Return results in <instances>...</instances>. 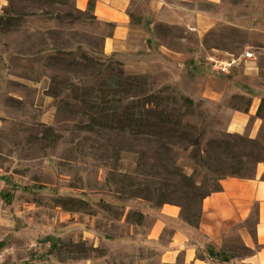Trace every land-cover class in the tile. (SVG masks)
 Segmentation results:
<instances>
[{
	"label": "rangeland",
	"instance_id": "rangeland-1",
	"mask_svg": "<svg viewBox=\"0 0 264 264\" xmlns=\"http://www.w3.org/2000/svg\"><path fill=\"white\" fill-rule=\"evenodd\" d=\"M12 9L17 17L0 21L6 264L154 263L159 251L147 234L162 206L199 216L200 200L188 206L193 186L210 194L232 171L252 178L264 163V103L259 118L235 120L264 101V0H132L133 23L143 22L158 53L181 55L173 62L160 53L147 71L106 55L113 25L77 12L74 0H13ZM246 52L254 63L226 76L206 60ZM104 94L125 105L161 97V107L145 109L165 110L181 127L160 137L94 127ZM156 115L147 116L153 124Z\"/></svg>",
	"mask_w": 264,
	"mask_h": 264
},
{
	"label": "crops",
	"instance_id": "crops-1",
	"mask_svg": "<svg viewBox=\"0 0 264 264\" xmlns=\"http://www.w3.org/2000/svg\"><path fill=\"white\" fill-rule=\"evenodd\" d=\"M91 1L95 4L92 11ZM12 3L0 0V17H17ZM131 5L132 0H74L77 12L91 14L97 23L113 25L103 49L106 55L126 56L136 70L146 71L160 53L167 61L179 62L178 52L159 48L158 53L149 35H142L144 24L141 20L138 25L133 23ZM143 56L150 64L141 63ZM260 106L248 114L237 113V126L255 118ZM253 176L222 180V190L202 201L198 229L183 220L182 208L162 206L147 234L159 251L157 261L151 264H264V163L257 166ZM240 248L248 253L239 254ZM212 253H225L228 261L211 258Z\"/></svg>",
	"mask_w": 264,
	"mask_h": 264
},
{
	"label": "trees",
	"instance_id": "trees-1",
	"mask_svg": "<svg viewBox=\"0 0 264 264\" xmlns=\"http://www.w3.org/2000/svg\"><path fill=\"white\" fill-rule=\"evenodd\" d=\"M94 2L91 1L90 6H89V10L92 11L94 9ZM3 20V17H0V21ZM13 19H7V25L11 27V25L13 24ZM121 75H123L121 73ZM136 81L139 82L137 79L132 78V77H128L126 81ZM117 81H115V79H110L109 81H107L106 86L109 87H113L114 83L116 84ZM117 85L119 87H124L126 86L123 83L118 82ZM130 85V83L128 84ZM131 86V85H130ZM116 94L115 95H121L124 94L125 90L122 91H115ZM104 97L102 98V103H101V107L99 106L98 110H100V116L98 118H92L90 125L94 126V127H98V128H103L106 130H110V131H118L120 133L123 134H132V135H137V136H141L143 134L145 135H150V136H158L159 135H165V134H169L172 131H175L176 129L179 130V128L181 127V122L175 124L172 120H171V114L169 115L165 110H160V112L156 111V112H150L149 110L145 109V107L148 104H153L154 102L158 103V106H162V102H164V99H162L161 97H154V102L151 101L149 103L148 99H142V100H138L137 102H129L125 105V99H116L113 100V102L110 100L111 96L108 94H104ZM114 103L115 106L111 107V105ZM263 103L264 101H262V103L260 104V108L257 112V117H260L262 108H263ZM91 109H94V107H90ZM156 115V119H155V123L153 124L152 122L149 121L148 119V115ZM172 125V126H171ZM178 125V128H177ZM171 126V127H170ZM145 127H151L152 131H145ZM158 131V135H155L156 132ZM148 132V133H147ZM151 132V133H150ZM219 172H216L214 174H217ZM227 177H238V178H246L245 176H242L240 172H236V171H232L229 175H226ZM224 179H220L218 180V184L215 186L214 192L210 193V194H203L201 193L200 195L198 194V189L193 186L192 187V194L189 198V203L188 206L191 207L190 205L192 203H197L199 200L202 201L205 200L207 197L216 194V192H220L222 190L221 188V181ZM178 206L180 208H183V206L181 205H175ZM183 215V220L187 223H189L190 225L194 226L195 228H199L200 225V215L197 216L195 214H188V215ZM219 256H221V261H227L226 258H224V256L222 254H218L216 257L218 258Z\"/></svg>",
	"mask_w": 264,
	"mask_h": 264
},
{
	"label": "built area",
	"instance_id": "built-area-1",
	"mask_svg": "<svg viewBox=\"0 0 264 264\" xmlns=\"http://www.w3.org/2000/svg\"><path fill=\"white\" fill-rule=\"evenodd\" d=\"M206 60L214 73L221 76H226L232 74L242 65L254 63L255 54L248 52L240 54L239 56H220L211 54ZM11 257H13V250L11 248L5 247L4 249H0V264H6Z\"/></svg>",
	"mask_w": 264,
	"mask_h": 264
}]
</instances>
